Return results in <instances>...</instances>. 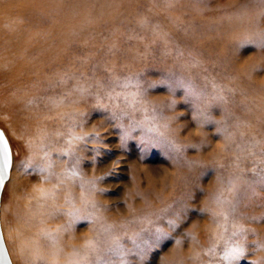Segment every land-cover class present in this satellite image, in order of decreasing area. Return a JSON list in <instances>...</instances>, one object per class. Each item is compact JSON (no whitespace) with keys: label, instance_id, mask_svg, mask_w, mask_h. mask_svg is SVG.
<instances>
[{"label":"rangeland","instance_id":"1","mask_svg":"<svg viewBox=\"0 0 264 264\" xmlns=\"http://www.w3.org/2000/svg\"><path fill=\"white\" fill-rule=\"evenodd\" d=\"M64 3L71 44L57 98L72 93L79 109L67 131L69 159L56 148L40 158L22 126L0 111L13 152L0 204L12 264L13 223L1 211L13 203L16 180L44 174L25 171L24 162L63 158L73 166L76 157L97 184L100 209L114 218L115 264H264V47L239 43L264 30V0ZM174 77L194 82L203 97ZM113 112L127 115L114 120ZM121 123L156 129L181 149L179 158L139 133L122 146ZM239 247L245 251L225 259Z\"/></svg>","mask_w":264,"mask_h":264},{"label":"bare ground","instance_id":"2","mask_svg":"<svg viewBox=\"0 0 264 264\" xmlns=\"http://www.w3.org/2000/svg\"><path fill=\"white\" fill-rule=\"evenodd\" d=\"M64 1L0 0V111L22 126L40 158L49 148L69 152L67 131L79 111L72 93L57 98L66 90L55 79L71 44ZM66 160L53 159L42 176L15 181L13 203L1 212L13 223L8 237L16 259L19 264H115L114 218L100 209L97 184L93 189L88 183L94 178L78 166L80 175H73Z\"/></svg>","mask_w":264,"mask_h":264},{"label":"snow or ice","instance_id":"3","mask_svg":"<svg viewBox=\"0 0 264 264\" xmlns=\"http://www.w3.org/2000/svg\"><path fill=\"white\" fill-rule=\"evenodd\" d=\"M261 46L264 47V38L261 39ZM174 78L177 79L179 82L184 83L182 77H174ZM195 94L197 95V97H201L200 93L195 92ZM174 103L175 101H173V104ZM198 113L200 116L204 117L205 120L209 119V117L200 108L198 109ZM126 115L127 113L125 112H120V113L113 112L111 114V117L114 120H120L123 116H126ZM118 127L121 129L119 138H120L122 146L126 144V142L130 138H132L134 133H139L138 138L142 141H146V142L162 141L166 143L170 149H172L173 151L177 153V158H179L181 149L177 145H175L173 142L165 140L162 134L158 133L156 129L145 128L144 126L138 123H132L129 125H124L121 123L118 125ZM77 139L92 140V139H98V138L97 137H88V138L77 137ZM48 155L49 154L47 152L44 153L45 157H47ZM63 155L67 156L68 154L64 153ZM79 163H80V159L79 157H76L73 163V168H72L73 175H76V176L80 175L79 172L75 171V167L78 166ZM11 167H12V158H11L10 147H9L8 141L5 138L4 134L0 132V188H3L5 180L8 177V173ZM52 167L53 165L51 164V162L41 163V162L36 161L35 159H29L25 161L23 164V168L25 171L34 168L35 170H38L39 172H46V171H49ZM88 183L93 186V189L95 188V181H88ZM81 187L83 188L84 185L81 184ZM41 191L43 193V190ZM167 224L169 225L170 230H174L175 227H177V223L173 220H168ZM152 230L155 231L157 234H163V235L169 234V232L165 231L164 228L160 225L154 226ZM145 231H150V230H145ZM177 243H179V241H177ZM244 251L245 249L243 247L233 248L230 250L229 254L225 256V259H228L229 256H231L233 253H242Z\"/></svg>","mask_w":264,"mask_h":264},{"label":"clouds","instance_id":"4","mask_svg":"<svg viewBox=\"0 0 264 264\" xmlns=\"http://www.w3.org/2000/svg\"><path fill=\"white\" fill-rule=\"evenodd\" d=\"M262 38H264V30L248 31L242 36L239 43L254 42L257 44L258 42H261ZM183 81L190 89L194 92L200 93L201 97H203L204 94L198 89L194 82L190 81L188 78H183ZM241 230L243 231V226H241Z\"/></svg>","mask_w":264,"mask_h":264},{"label":"water","instance_id":"5","mask_svg":"<svg viewBox=\"0 0 264 264\" xmlns=\"http://www.w3.org/2000/svg\"><path fill=\"white\" fill-rule=\"evenodd\" d=\"M0 132H2L4 134L5 138L8 141L10 151H11L12 164H13V152H12L10 142H9V140H8L4 130L2 128H0ZM10 172H11V169L9 170L8 177L5 180L4 186H5L6 182L9 180ZM4 186H3V188H4ZM3 188H0V204H1V195L3 192ZM0 264H12L10 257H9V254H8V251H7V248L5 246V242H4L2 231H1V226H0Z\"/></svg>","mask_w":264,"mask_h":264}]
</instances>
